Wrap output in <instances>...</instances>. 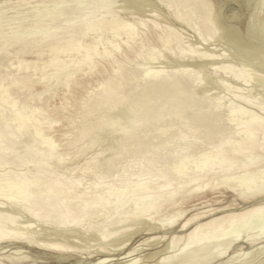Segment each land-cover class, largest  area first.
<instances>
[{"label": "bare ground", "instance_id": "obj_1", "mask_svg": "<svg viewBox=\"0 0 264 264\" xmlns=\"http://www.w3.org/2000/svg\"><path fill=\"white\" fill-rule=\"evenodd\" d=\"M10 1L5 264H264V0ZM221 91L231 98L212 97ZM114 129L111 156L71 167ZM132 155L123 171H99Z\"/></svg>", "mask_w": 264, "mask_h": 264}, {"label": "rangeland", "instance_id": "obj_2", "mask_svg": "<svg viewBox=\"0 0 264 264\" xmlns=\"http://www.w3.org/2000/svg\"><path fill=\"white\" fill-rule=\"evenodd\" d=\"M14 1L15 0H11L10 2L12 3V4H14ZM9 2V6H16V1H15V4L14 5H10L11 3ZM32 3V5L34 4L33 2H34V0H32L31 1ZM231 5L233 6V3H231ZM234 5H236V4H234ZM7 9H9V8H7ZM11 9H14V8H11ZM10 9V10H11ZM185 27H187V28H185ZM183 29L187 32V33H189V35L191 36H193L194 35V33L192 32V29L190 30L189 28H188V26H184L183 27ZM182 29V30H183ZM189 29V30H188ZM190 31V32H189ZM191 33V34H190ZM196 35V34H195ZM192 36H191V38H192ZM101 47V48H100ZM103 48H104V44H99L98 45V48H97V50L99 51V52H101V51H103ZM102 49V50H101ZM233 49V48H232ZM234 51H236L235 49H233ZM30 56L29 55H27V56H25V58H29ZM249 84H251V82L249 83ZM249 84H244L243 85V87L244 88H246V90L249 88L248 87V85ZM246 85V86H245ZM242 86V85H241ZM257 88V87H256ZM52 90V89H51ZM245 90V91H246ZM244 91V92H245ZM226 92V93H225ZM224 93H223V91H221V92H219V94L220 93H223V94H218V95H216L217 97H215V95L214 96H212L215 100H220L221 99V102H223V101H226V100H228V98L230 99L231 97H229V96H231L232 95V93L230 92L229 93V95L227 96V94H228V91H225ZM62 93V90H58V94H61ZM231 94V95H230ZM221 95H223V96H221ZM250 95V94H249ZM43 96V97H42ZM41 97L43 98V99H46L49 95H48V92L47 93H44L43 95H42ZM219 96H221L222 98H220ZM253 96V95H252ZM252 96H250L253 100H255L256 99V101H259L260 100V98H259V96L257 97V95H256V97H252ZM40 97V98H41ZM198 99L200 98L199 96H196ZM59 98H60V96L58 95V96H56V97H54V98H52L51 100H49V105L50 106H52L54 103L56 104V105H58L59 103H60V100H59ZM211 99L212 100V102H213V100L214 99ZM259 98V99H258ZM201 99V98H200ZM214 100V101H215ZM30 101V102H29ZM29 101H28V104H30V103H32L33 101H31V99H29ZM211 107V106H210ZM210 107L209 106H204V108H202V110L201 111H203V110H206V111H208V109H210ZM187 113H189V112H186V115H185V113L183 114L184 115V118H185V116L186 117H190L189 115H187ZM115 119H116V117H114ZM126 121H127V116L126 115H120V117H119V120L117 121V123H118V128H120V127H124V126H126ZM173 122H175V121H170V123H167V122H165V123H167V125H169V124H171V127L172 128H176V125L174 126V125H172V123ZM174 124H176V123H174ZM165 127V126H164ZM155 127H152V128H148V129H146V131L147 130H149V131H147V133L148 132H152L153 131V129H154ZM221 129V128H220ZM115 131H107V130H104V131H101L98 135H95L94 137H93V141H94V145H93V150H92V152L91 151H89V150H87V152H86V154H84L83 156L81 155V157H79L78 158V160H76V161H71V162H69V164L71 165V167H75L78 163L80 164V163H83L85 160H88L86 157H88L89 158V156H92L91 158H89V160L91 161L92 160V158H94V160H96L97 159V157L102 153V155H103V157H104V160H106L109 156H111V150H108V149H110V148H113L114 146H115V142L117 141V139H118V137H119V131H118V129H114ZM151 130V131H150ZM146 133V132H145ZM87 141V140H86ZM85 144H86V142H85ZM77 145L78 144H75V145H73L72 147H70V150L71 151H73L74 149H76V147H77ZM165 145V147H166V143L164 144ZM170 144H168L167 145V147L169 146ZM94 147H95V149H94ZM95 150V151H94ZM70 151V152H71ZM99 151H101V153L99 152ZM94 152V153H93ZM88 153V154H87ZM92 153V154H91ZM93 154H95V156H96V159H95V156L93 155ZM136 155H134V156H138L137 154L138 153H135ZM98 155V156H97ZM133 155L132 156H130V159H126V156H124V157H122V158H119L118 160L121 162H119L118 160H116V161H114V163H116V164H114V165H111V166H108V167H110L109 168V170H108V168L107 167H105V169H104V166H103V168H101L99 171H116L117 170V168H118V171H119V169L120 170H122V165L121 164H123V169H125L127 166H126V164L127 165H129V164H131V162H135V161H137L135 158L136 157H134ZM84 157V158H83ZM129 156H127V158H128ZM135 159V161H133L134 159ZM138 158V157H137ZM121 159H123L122 161H121ZM124 159H126L125 161H124ZM132 159V160H131ZM88 160V161H89ZM160 160V159H159ZM117 161H118V163H117ZM124 162V163H123ZM119 164V165H118ZM116 165V166H115ZM119 166V167H118ZM121 166V167H120ZM7 166H5L4 168H0L1 170L0 171H8L7 170V168H9L10 166H8L7 168H6ZM113 167H115V168H113ZM59 169H60V167H58ZM20 169H22V168H20ZM114 169V170H113ZM116 169V170H115ZM56 170H58L57 168H56ZM88 169H86V170H84V171H87ZM24 171H27V169L26 170H24ZM88 171H91V170H88ZM94 171H98L97 169H95ZM123 171V170H122ZM116 174V173H115ZM98 177V178H97ZM102 178V175L100 176H96V177H93V179H92V182H96L95 181V179H97V182H99L100 180H101V178ZM89 177H86L85 178V180L86 179H88ZM91 178V177H90ZM90 178H89V180H90ZM100 178V179H99ZM117 178V177H116ZM99 179V180H98ZM138 239V238H137ZM134 244V243H133ZM3 255H0V264H5V260H2L3 258H1ZM117 257H119V256H116V255H114V256H112V258L113 259H116ZM125 259H122V260H117V261H115V260H112L109 264H118L119 262H121V261H124ZM175 264L177 263L178 264V262H174ZM173 263V264H174ZM180 263V262H179Z\"/></svg>", "mask_w": 264, "mask_h": 264}]
</instances>
